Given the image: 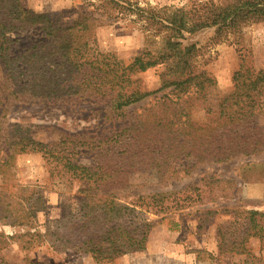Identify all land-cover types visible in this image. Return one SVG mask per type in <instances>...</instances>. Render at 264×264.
<instances>
[{
    "label": "trees",
    "instance_id": "16d2710c",
    "mask_svg": "<svg viewBox=\"0 0 264 264\" xmlns=\"http://www.w3.org/2000/svg\"><path fill=\"white\" fill-rule=\"evenodd\" d=\"M8 5L0 3V174H13L16 155L42 152L51 178L66 179L70 185L80 182V212L68 221V232L60 233L65 248L91 253L98 262L145 249L153 224L135 219L139 212L115 193L130 185L132 172L153 169L161 180L178 178L199 163L264 153V68L248 66L244 54L233 90L204 107L205 121H195L190 113L193 102L209 95L216 81L196 64V44L184 45L182 40L186 33L212 27L213 40L241 43L247 25L264 21V0H193L189 7L164 10L131 0H95L88 5L100 16L86 13L68 25L18 3ZM128 17L142 22L150 36L148 47L129 63L90 45L96 25ZM35 26L47 40L12 54L11 32ZM159 65L164 67L161 86L143 89L136 75ZM165 89L168 95H156L131 116L139 101ZM15 102L98 105L101 108L93 112L100 130L92 136L60 130L54 140H37L30 125L6 123ZM108 122L117 127L113 135L104 134ZM82 155L90 158L84 162ZM36 194L42 204L41 192ZM152 196H141L136 204L150 209L152 200L158 213L168 208L166 197ZM98 212L109 222L100 228L94 222ZM125 212L134 218L122 219ZM248 213L250 222L252 216L264 215ZM0 264L10 263L0 256Z\"/></svg>",
    "mask_w": 264,
    "mask_h": 264
},
{
    "label": "rangeland",
    "instance_id": "374dc122",
    "mask_svg": "<svg viewBox=\"0 0 264 264\" xmlns=\"http://www.w3.org/2000/svg\"><path fill=\"white\" fill-rule=\"evenodd\" d=\"M94 1L0 0V3L7 7L18 3L24 10L50 14L52 18H59L61 24L68 25L86 13L100 16L93 11V6L88 5ZM131 1L148 9L164 10L189 7L193 0ZM130 17L96 25L90 45L98 51L115 53L124 63H129L148 47L150 37L142 22H133ZM213 36L214 28L208 27L186 33L182 39L184 45L196 44V64L216 81L209 95L193 102L190 113L195 121H205L204 107L216 103L218 97L233 90V76L244 54H247L245 62L248 66L264 68V21L247 25L238 44L232 38L217 42ZM11 39L12 54H19L28 47L41 44L38 40L45 41L46 38L35 26L13 30ZM163 70L164 67L159 65L138 73L136 77L140 86L147 90L160 87ZM168 92L169 89H165L139 101L131 116L154 101L156 95H168ZM96 108L101 106L79 102L65 105L15 102L8 108L6 123L30 125L36 131L35 138L45 142L54 140L60 130L86 131L92 136L95 130H100L95 127L100 122L97 113L93 112ZM111 126V122L105 124V135H113L116 131L117 127ZM89 158V155L81 157L84 162ZM12 173L9 178L0 174V209L5 210L0 212V233L3 234L0 236V256L10 264H149L145 249L98 262L91 253L62 245L60 237L69 230L68 221L80 212L81 194L78 190L82 186L76 181L70 185L66 179L54 175L51 178L42 152L16 155ZM38 190L43 196L42 204L35 199ZM115 191L123 202L130 203L128 206L139 212H136L139 217L135 219H146L153 224L150 233L157 228V235L166 238L171 245L184 242V249L192 255V262L184 264H264V215L252 216L250 224L248 213L252 210L264 213V153L240 155L225 162L199 163L191 172H181L178 178L161 180L153 169L132 172L130 185ZM152 195L166 197L168 208L158 213L152 208V200L148 205L150 209L136 204L139 197L148 199ZM95 215L97 228L109 223L104 213ZM131 217L132 213L125 212L122 219ZM37 232L42 236L34 235Z\"/></svg>",
    "mask_w": 264,
    "mask_h": 264
},
{
    "label": "crops",
    "instance_id": "0c3cea01",
    "mask_svg": "<svg viewBox=\"0 0 264 264\" xmlns=\"http://www.w3.org/2000/svg\"><path fill=\"white\" fill-rule=\"evenodd\" d=\"M180 242L178 245H171L172 243H169L166 238L161 239L157 235V228H154L148 237L144 250L146 251V257L149 258L148 263L184 264L192 262V255H190L189 250L184 249V242Z\"/></svg>",
    "mask_w": 264,
    "mask_h": 264
}]
</instances>
